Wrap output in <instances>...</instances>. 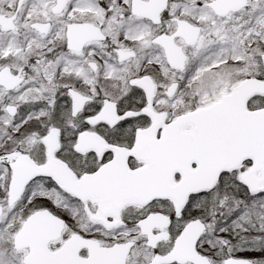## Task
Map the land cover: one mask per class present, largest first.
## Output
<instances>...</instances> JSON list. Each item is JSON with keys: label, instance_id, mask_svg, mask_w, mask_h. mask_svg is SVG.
<instances>
[{"label": "snow or ice", "instance_id": "snow-or-ice-1", "mask_svg": "<svg viewBox=\"0 0 264 264\" xmlns=\"http://www.w3.org/2000/svg\"><path fill=\"white\" fill-rule=\"evenodd\" d=\"M0 264H264V0H0Z\"/></svg>", "mask_w": 264, "mask_h": 264}]
</instances>
